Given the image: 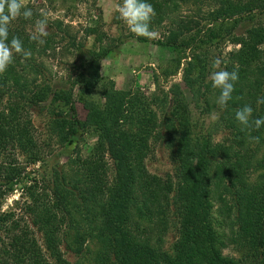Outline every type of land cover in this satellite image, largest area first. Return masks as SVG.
Masks as SVG:
<instances>
[{
  "label": "trees",
  "instance_id": "obj_1",
  "mask_svg": "<svg viewBox=\"0 0 264 264\" xmlns=\"http://www.w3.org/2000/svg\"><path fill=\"white\" fill-rule=\"evenodd\" d=\"M184 1L148 0L156 13L151 29ZM213 1L219 8L212 19H232L228 29L242 18L261 17L239 35L228 32L236 47L223 69L238 70L239 79L227 106L219 105L218 124L228 134L220 142L193 132L188 104L176 83L168 89V101L167 94L155 100L137 88L116 89L111 79H103L99 63L109 51L106 45L87 50L71 85L52 92L34 58L41 51L38 42L26 30L38 13L25 5L32 18L21 15L11 21L8 41L19 37L31 56L14 53L13 63L0 73V264H67L60 243L69 226H78L72 211H82L85 222L78 236L99 245L98 264H264V126L249 129L235 119V111L245 104L253 107L251 119L264 117V103H257L264 98V0ZM85 33L98 43L104 37L96 26ZM180 35L171 31L157 42L179 51L188 45ZM202 66L192 57L182 67L195 102L193 72L200 73ZM49 94L67 113L61 110L49 120L58 145L67 147L84 133L95 141L84 156L74 151L68 173L56 170L49 184L41 178L37 187L34 171L25 170L43 161L47 144L37 137L30 113ZM75 100L85 110L83 119ZM251 137H259L258 142ZM157 145L167 151L171 173L147 170L145 158ZM15 187L27 197L19 216L1 209ZM212 197L218 199L216 212L233 217L225 235L213 228ZM169 231L173 239L164 247ZM231 245L240 256L222 253Z\"/></svg>",
  "mask_w": 264,
  "mask_h": 264
},
{
  "label": "rangeland",
  "instance_id": "obj_2",
  "mask_svg": "<svg viewBox=\"0 0 264 264\" xmlns=\"http://www.w3.org/2000/svg\"><path fill=\"white\" fill-rule=\"evenodd\" d=\"M22 3L36 10L39 19L44 18L42 13L47 14L48 35L42 37L45 41L43 44L38 43L41 51L34 54V58L41 65L43 75L47 78L44 82L52 92L71 85L81 59L86 58L87 50L106 45L109 51L100 60L99 73L103 79H111L116 89L137 88L145 96L155 100H161L167 94L169 101L168 89L171 84L176 83L188 104L193 132L197 135L210 134L213 142H220L228 136L220 130L218 124L220 109L216 101L219 89L212 87L209 76L212 71L223 69L228 52L236 47L230 42L228 32L233 35L243 33L253 23L261 20L259 15L242 18L235 27L228 29L232 19H212L215 10L219 8L215 1L187 0L179 3L158 26L152 28L159 34L157 39L140 42L116 11L121 0H22ZM35 22L26 28L29 33H34ZM90 26H96L98 32H103L101 42H96L92 35H86L85 29ZM171 31L181 32L179 40H186L188 45L176 51L157 42L165 39ZM192 57L203 65L200 73H197V69L193 72L197 79L194 84L195 89L198 88L197 102L194 101L192 91L185 84L182 74L185 60ZM178 58L179 66L176 65ZM216 59L222 61L219 69L213 67ZM94 95L99 99L97 92ZM74 106L79 119H83L85 110L82 105L75 100ZM61 110L64 116L67 115L65 107L54 102L49 94L46 100L40 102L30 113L37 137L47 144L43 145L46 148L43 161L28 165L25 170L34 171L31 175L35 177L37 187L40 186L41 178L48 182L44 183L49 184L51 175L56 170L68 173L67 163L69 158L75 155L74 151L78 150L80 155L84 156L95 141L92 134L84 133L67 147L58 145L50 135L49 120L56 118ZM145 166L149 172L157 175H165L172 170L167 151L159 145L147 155ZM215 197H212V215L215 219L213 228L225 235L229 232L233 217L231 213H228V216L221 215L214 210L218 206V199ZM225 197L229 202L228 195ZM26 198L23 191L15 187L5 196L1 209L13 210L14 215L19 216V206ZM69 207L71 210L74 208L73 204ZM72 215L76 218L78 226H69L63 233L60 243L62 257L67 264H98L96 252L99 245L86 236H78L81 232L79 228L85 225L81 219L82 211H72ZM37 238L39 239L38 236ZM172 239L173 232H167L164 236V247L168 246ZM235 249L236 247L231 245L222 253L240 256V252Z\"/></svg>",
  "mask_w": 264,
  "mask_h": 264
},
{
  "label": "clouds",
  "instance_id": "obj_3",
  "mask_svg": "<svg viewBox=\"0 0 264 264\" xmlns=\"http://www.w3.org/2000/svg\"><path fill=\"white\" fill-rule=\"evenodd\" d=\"M23 9V11H22ZM120 18L126 22L130 31L137 36H142L147 39H157L159 34L150 27L153 17L156 15L155 9L148 0H121L116 7ZM23 15L24 19H31L33 12L30 8L22 3V0H0V73H4L8 66L13 63L14 53L22 54L25 58H30V50H25L23 41L19 37H12L8 41L9 24L12 20ZM44 18L38 19L35 22V31L30 36V39L43 44L45 41L42 37L48 35L47 14L42 13ZM221 60L214 61V68L219 69ZM210 81L212 87L219 89L217 103L223 108L227 106V102L232 98L235 82L239 79L238 70L228 71L226 69L214 70L210 73ZM257 103H264V98L258 99ZM253 107L245 104L235 111V119L245 128L255 127L259 129L264 126V117L251 119ZM257 141L259 137H251Z\"/></svg>",
  "mask_w": 264,
  "mask_h": 264
}]
</instances>
